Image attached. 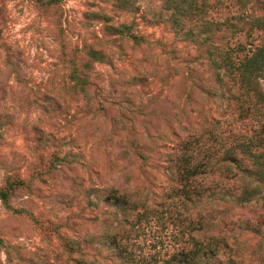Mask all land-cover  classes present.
<instances>
[{"label":"rangeland","instance_id":"1","mask_svg":"<svg viewBox=\"0 0 264 264\" xmlns=\"http://www.w3.org/2000/svg\"><path fill=\"white\" fill-rule=\"evenodd\" d=\"M194 1L189 21L170 0H0V264H264L258 118L235 123L244 174L216 172V194L180 166L230 111L212 62L231 2Z\"/></svg>","mask_w":264,"mask_h":264},{"label":"trees","instance_id":"2","mask_svg":"<svg viewBox=\"0 0 264 264\" xmlns=\"http://www.w3.org/2000/svg\"><path fill=\"white\" fill-rule=\"evenodd\" d=\"M229 1L232 17L216 24L217 27L220 23V27L231 26V38L225 37L224 47L215 50L212 63L217 83L222 88L221 95L230 111L225 120L214 122L189 135L181 145L180 166L183 167L188 184L200 177L199 188L194 191L196 197L216 194L218 185L211 179L216 172H227L223 177L225 180H232L229 177L232 166L244 174V131L235 127L236 122H244V112L256 116L264 132V87L261 83L264 78V44L253 48L250 43L246 47L240 41L237 42L242 34L251 39L257 32H264V16L248 15L247 0ZM170 3L174 5L176 14L182 15L184 19L189 15V21L199 16L202 7L194 0H170ZM129 38L136 43L143 40L135 35ZM237 181L242 180L240 178ZM185 194L189 196V193ZM0 199H8L6 191L0 190ZM200 250L203 251L202 255L213 257L217 255L214 252L218 253L203 243Z\"/></svg>","mask_w":264,"mask_h":264}]
</instances>
